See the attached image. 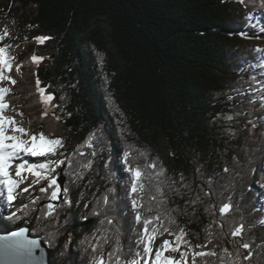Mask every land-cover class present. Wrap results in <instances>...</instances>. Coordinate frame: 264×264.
I'll list each match as a JSON object with an SVG mask.
<instances>
[{
    "label": "trees",
    "instance_id": "trees-1",
    "mask_svg": "<svg viewBox=\"0 0 264 264\" xmlns=\"http://www.w3.org/2000/svg\"><path fill=\"white\" fill-rule=\"evenodd\" d=\"M9 1L34 6L13 42L39 37L70 136L43 140L20 207L0 180V232L28 226L49 264H169L166 234L194 264H264V55L241 0Z\"/></svg>",
    "mask_w": 264,
    "mask_h": 264
},
{
    "label": "rangeland",
    "instance_id": "rangeland-1",
    "mask_svg": "<svg viewBox=\"0 0 264 264\" xmlns=\"http://www.w3.org/2000/svg\"><path fill=\"white\" fill-rule=\"evenodd\" d=\"M0 4H2V7L0 6V49H10V52L16 56L10 64L6 66L2 64L0 69V72L3 74L0 75V85H5V91L0 93V105L3 104L6 99H9V104L11 103V106L6 107V109L0 108V111L3 113H11L13 116L11 117L12 119L0 118V136L1 134L6 136L12 135L13 133L16 134V140L14 141L12 137L8 142V144L14 146L9 149V152H7V154H9L8 162L11 163L13 168L21 169L19 170V174H16L11 170L12 176L10 178V175L5 170L1 171L2 168L0 165V180L9 187V192L12 193L14 191L13 188H16V201H14L13 205L15 208H18L20 207V204L24 202L26 194L33 188H42V186L39 187L38 185H35L37 184L38 177L33 174V170L35 169L33 164L35 162H43V157L40 154L44 149L43 140L49 137L70 136V132L64 124L54 117L41 114L42 107L36 101L35 95V92H38V89L35 91L36 81L34 68L29 66L19 68L21 64L26 65L27 61L25 59L33 55V52L28 45L37 42L39 37H34L31 40H19L13 42V40L18 37L16 34V23L13 22L11 17L13 13L12 11H16L18 16L23 19L30 18L34 6L29 5L24 7L18 2L12 3L9 0H0ZM3 6L10 7V11H7V9L5 10ZM245 11L247 14H258L249 9ZM29 26L30 25L28 24L26 25V27ZM262 28L263 25H260V23H257V25H250L246 30H240L238 35L244 40L248 42L251 41L254 44H257V46L264 48V30ZM2 61L3 57L0 52V63ZM14 79L20 80L21 83L19 87L14 89L17 93L11 95L10 84L11 82H14ZM1 116L2 115L0 114V117ZM12 120H18V122L13 125ZM7 123H9V125ZM22 144L29 145V147L25 150H15L16 147H20ZM67 152L68 150L64 149L56 153L55 156H52L51 160L56 159L55 162H57V158L65 155ZM22 161H25L24 164H19V162ZM54 179V173L47 175L48 182H53ZM171 239V236L168 234L161 238V240H168L167 244H164V249L166 250V257L170 262L169 264H173V262L177 264H193L194 253L191 250H187L185 254H182L177 250H170V244L168 243L171 242Z\"/></svg>",
    "mask_w": 264,
    "mask_h": 264
},
{
    "label": "water",
    "instance_id": "water-1",
    "mask_svg": "<svg viewBox=\"0 0 264 264\" xmlns=\"http://www.w3.org/2000/svg\"><path fill=\"white\" fill-rule=\"evenodd\" d=\"M58 182L63 187L64 178ZM51 250L28 226L0 232V264H49Z\"/></svg>",
    "mask_w": 264,
    "mask_h": 264
},
{
    "label": "bare ground",
    "instance_id": "bare-ground-1",
    "mask_svg": "<svg viewBox=\"0 0 264 264\" xmlns=\"http://www.w3.org/2000/svg\"><path fill=\"white\" fill-rule=\"evenodd\" d=\"M241 2L244 5V10H248L249 9V10H253V11H255V12L258 13L257 15H254V14L250 13L249 16L252 19L253 18L256 19V21L258 23H260V25H263V28L262 29L264 30V0H241ZM260 18H261V20H260ZM258 26H259V24H258ZM262 49H263L262 50V54L264 55V48H262ZM12 79H13V77H12ZM6 83H8V82H6ZM20 83H21V81L20 80H16V79H14V82H11V84H10V81H9L11 95L17 93V92H15L14 89H16L17 87H19L20 86ZM4 87H5V85H3V84L0 85V93L5 91V88ZM8 100L9 99L4 100L3 104L0 105V108L6 109V107L11 106V103L9 104ZM0 114L2 115L0 117L1 119H6V118L12 119L11 117H13L11 115V113H6V112L3 113V112L0 111ZM17 122H18V120H14V121L12 120L13 125L15 123H17ZM7 124L9 125V123H7ZM15 136H16L15 133H13L12 135H8V136L1 134V136H0V165L3 168V170H5L10 175L9 177H11L12 171L9 170L8 168H6L7 167V165H6L7 163L2 160V157L4 155H6L7 152H9V149H11L12 147H14V146L8 144V142H9V140L12 137H13V139L15 141L16 140V137ZM28 147H29V145L27 146L25 144H22L20 147H16L15 150H19V149L25 150ZM173 264H177V263L173 262Z\"/></svg>",
    "mask_w": 264,
    "mask_h": 264
}]
</instances>
